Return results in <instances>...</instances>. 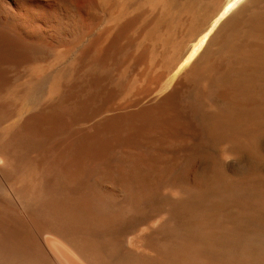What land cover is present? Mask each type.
Here are the masks:
<instances>
[{"label": "bare ground", "instance_id": "1", "mask_svg": "<svg viewBox=\"0 0 264 264\" xmlns=\"http://www.w3.org/2000/svg\"><path fill=\"white\" fill-rule=\"evenodd\" d=\"M87 1L0 0V264H264V0Z\"/></svg>", "mask_w": 264, "mask_h": 264}, {"label": "rangeland", "instance_id": "2", "mask_svg": "<svg viewBox=\"0 0 264 264\" xmlns=\"http://www.w3.org/2000/svg\"><path fill=\"white\" fill-rule=\"evenodd\" d=\"M77 4H78V9L73 10V12L79 13V18H80V22H75L73 25H71L73 28H78V29H82V30H92V28H94V26H92V23H90L91 21L88 19V11H90V6L88 4L87 0H76ZM86 3V4H84ZM76 4V6H77ZM88 10H87V9Z\"/></svg>", "mask_w": 264, "mask_h": 264}]
</instances>
